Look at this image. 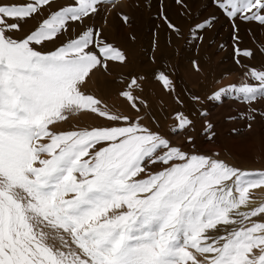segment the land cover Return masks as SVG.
I'll return each instance as SVG.
<instances>
[{
  "label": "snow or ice",
  "instance_id": "obj_1",
  "mask_svg": "<svg viewBox=\"0 0 264 264\" xmlns=\"http://www.w3.org/2000/svg\"><path fill=\"white\" fill-rule=\"evenodd\" d=\"M53 3L0 0V264H264V204L248 200L250 187L264 185V172L189 154L139 115L113 111L87 94L96 71L125 62L122 51L95 27L54 49L46 43L83 25L105 0H67L49 13ZM215 4L237 41V19L264 26V0ZM215 19L196 24L193 37L201 40ZM29 20L37 24L25 32ZM235 52L253 56L238 46ZM246 75L258 84L221 89L212 98L264 97V70ZM158 78L170 86L166 75ZM136 86L132 78L120 95L139 113ZM76 113L108 123L59 130ZM177 119L180 130L191 124ZM242 206L250 210L239 211ZM252 218L258 221L215 234Z\"/></svg>",
  "mask_w": 264,
  "mask_h": 264
},
{
  "label": "rangeland",
  "instance_id": "obj_2",
  "mask_svg": "<svg viewBox=\"0 0 264 264\" xmlns=\"http://www.w3.org/2000/svg\"><path fill=\"white\" fill-rule=\"evenodd\" d=\"M66 2L54 0L48 12ZM212 16L215 22L199 33L201 40L195 39L192 29ZM169 22L180 34L169 28ZM34 24L36 20H29L22 27L26 32ZM236 25L238 41L233 38L232 23L215 0H182V3L178 0H105L98 14L86 19L83 25L72 24L69 32L55 44L46 43V50L59 46L61 40L76 37L84 27L100 29L105 41L122 51L126 59L123 63L110 61L107 71H96L87 81V94L94 95L113 111L139 115L144 126L189 154L237 157L236 167H249L252 171L248 172L259 173L264 172V97L253 102L231 94L223 95L219 101L212 98L221 89L258 84L246 73L251 69L264 70V26L240 19ZM237 46L251 50L253 56L238 57ZM160 74L166 75L170 86L159 80ZM132 78L137 80L138 86L132 89V95L137 98L139 113L131 107L132 101L120 95L128 90ZM179 115L191 121L184 130L178 129ZM107 123L96 114L76 113L67 122H59L58 127L63 131ZM236 146L246 147L248 151L244 148L243 152L254 155L252 162L244 163L234 151ZM154 170H159V166ZM254 195L264 194L250 187L249 203L256 202ZM233 217L240 219L237 215ZM247 221L243 225H230L227 230L250 226ZM224 234L225 227L216 233Z\"/></svg>",
  "mask_w": 264,
  "mask_h": 264
},
{
  "label": "bare ground",
  "instance_id": "obj_3",
  "mask_svg": "<svg viewBox=\"0 0 264 264\" xmlns=\"http://www.w3.org/2000/svg\"><path fill=\"white\" fill-rule=\"evenodd\" d=\"M243 144H244V146H246L245 143H243ZM231 147H233V146H231ZM244 148L246 149V151H248V149L246 147H243V146H236L234 151H236V153L241 157V159H244L243 160L244 163L247 162V161L250 162L251 160L254 159V157H253L254 155L244 153L243 152V150H245ZM218 159L223 160L224 162H226V163H228L229 165H232V166H235V165L238 164L237 157H232V158L228 157V159H226V158L223 157V155H221V157H219ZM238 168H240L242 170H245V171H252V169L249 168V167H238ZM252 190L255 191V192H262L264 194V185L254 186V187H252ZM254 199L256 200V202L249 203V205L250 206H260V202L264 199V195H262V196H255L254 195ZM249 210H250L249 207L242 206L239 211L246 212V211H249ZM233 215H235V213ZM254 219L255 218H252V220H250V221L246 220V221L248 223H251ZM221 227L229 228L230 226H221Z\"/></svg>",
  "mask_w": 264,
  "mask_h": 264
}]
</instances>
